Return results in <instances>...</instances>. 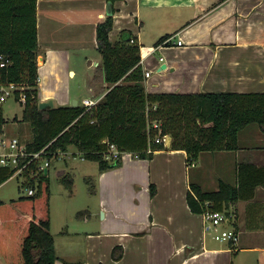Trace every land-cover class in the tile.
Segmentation results:
<instances>
[{
	"label": "crops",
	"instance_id": "1",
	"mask_svg": "<svg viewBox=\"0 0 264 264\" xmlns=\"http://www.w3.org/2000/svg\"><path fill=\"white\" fill-rule=\"evenodd\" d=\"M109 3L113 17L110 38L118 40L125 30L139 45L142 71H150L143 82L147 92L264 91V0H38V51L44 49L37 64L40 101L52 99L54 107L71 106L73 97L68 91L49 90L67 72L75 73L67 66V56L56 52L58 46L53 47L49 40L62 39L61 33L74 21L73 26L81 24L88 29L96 49L95 27L107 18ZM57 4L65 6V11L61 19L58 13L52 15L55 24L47 37L43 14L57 12ZM61 21L68 22L63 26ZM144 31L156 41L152 46L141 42ZM156 33L169 37L160 43L165 35L157 38ZM179 39L182 45H175ZM146 47L151 49L148 53L143 52ZM100 63L98 59L88 65L99 70L88 77L87 84L90 98L98 101L108 91ZM162 65L164 69H160ZM4 125L0 138H10L13 134ZM237 142V150L201 153L192 164L186 162L185 151L164 142V149L154 150L150 159L125 154L121 166L97 171L87 182L101 218L89 224L94 220L85 214L84 225L78 223L55 235L50 226L55 264H233L234 255L244 252L253 253L256 264H264V187H256L252 198L224 208L232 217L221 225L222 231L229 226L238 240L218 245L209 239V235L213 239L214 227L205 223L201 214L192 213L185 198L190 182L198 183L204 191L217 190L219 180L237 184L239 164L264 166V133L257 125L241 129ZM198 163L199 171L195 169ZM225 175H231L234 183ZM151 184L155 186L153 196ZM116 245L123 250L120 259L116 258L121 249L116 250L115 258L111 255ZM0 264H5L1 256Z\"/></svg>",
	"mask_w": 264,
	"mask_h": 264
},
{
	"label": "trees",
	"instance_id": "2",
	"mask_svg": "<svg viewBox=\"0 0 264 264\" xmlns=\"http://www.w3.org/2000/svg\"><path fill=\"white\" fill-rule=\"evenodd\" d=\"M116 2L120 0H106ZM38 0H0V86H22L14 91L19 100L25 94L22 121L32 129L25 143L29 152L46 147L48 158L58 157L70 147L85 159L96 162L99 172L121 166V159H106L110 145L139 159H150L154 150L164 149L154 137L171 136V148L183 150L186 162L194 163L201 153L237 150L241 129L255 124L264 133V91L251 93H151L144 87L139 45L130 42L129 31L111 40L112 15L95 27L96 49L101 56L100 70L107 93L87 110L77 104L38 109ZM168 35L161 37L163 42ZM147 48L143 52L147 53ZM1 63V59H0ZM160 126L158 132L153 126ZM6 120L0 109V137ZM13 175L0 168V185ZM24 179L22 186L33 187V195L17 200H0V256L5 264H55L54 238L49 232V183L46 174ZM237 184L219 180L217 190L204 191L190 182L186 193L194 214L206 210L221 212L229 204L250 199L256 187H264V166L239 164ZM155 186L151 184L150 195ZM116 245L111 252L115 258ZM121 249L116 259L122 257ZM65 264H72L65 261Z\"/></svg>",
	"mask_w": 264,
	"mask_h": 264
},
{
	"label": "rangeland",
	"instance_id": "3",
	"mask_svg": "<svg viewBox=\"0 0 264 264\" xmlns=\"http://www.w3.org/2000/svg\"><path fill=\"white\" fill-rule=\"evenodd\" d=\"M56 6H59L56 10L57 12L53 13L51 10L49 13L43 14V16L47 18L51 17L49 20L47 18L43 20V26H45L43 27V32L47 37H49L48 32L52 29V25L55 24L52 15L57 16L58 13L60 18L63 11H65V6L62 4H57ZM66 22L68 21H61L63 26H65ZM73 24L76 23L73 21L71 26L67 27L68 30L61 33L62 39L57 36L58 39L54 40L56 37H53V33H51L53 39H50L49 42L53 44V47L58 46L55 48L56 52L67 56V66L76 74H72L70 71L67 72L68 74L57 82L58 85L56 87H50L49 90L53 92H57L58 90L63 93L68 91L73 97V100L77 99L80 103L83 98H90L87 85L88 77L90 76L89 78H91L93 72H99L98 68L91 70L88 68V65L91 64L92 61L100 60L101 58L100 54L95 49L93 36L87 33L88 29L84 30L80 27L83 26L81 24L80 26H73ZM149 34L150 32L148 31L141 33L140 40L145 46H152L156 42L152 37L150 38L148 36ZM156 34L157 38L165 35L161 33ZM41 41L44 42L43 40ZM42 50L44 49L38 51L37 64L42 61V59H39V56L43 54ZM173 55H175V53H173ZM177 55L180 56V54ZM159 57V53H157L156 58ZM21 88L23 89L21 85L18 86V90ZM96 90L97 89H93V91ZM23 107L22 101L17 100L15 96L7 97L6 100L2 101L0 104V109L6 120L4 125L6 131L13 134L11 137H17L20 142L25 144L31 140L33 132L28 123L22 121ZM48 162L50 166L48 167V173L46 175L49 183L48 202L51 233L55 235L57 232H60L61 229H73V226H76L78 223L84 225V220H86L84 219L85 214H88L91 219L94 220L89 224L99 221L101 218L100 212L102 211L99 210L98 212V201L91 194V184L87 182L89 178H95L97 171L99 172L98 164L85 159L83 155L73 147H70L67 151L60 152L58 157L49 158ZM200 167L201 165L198 163L195 169L199 171ZM60 171H64L65 174H60ZM182 177L183 175H181V178ZM226 178L234 183L231 175H227ZM23 181V177L18 175H12L9 179L4 181V183L0 185V200L5 202L17 200L19 197L26 196L27 189L26 186H22ZM207 181V184L210 185L212 179L208 177ZM209 188L211 189V186L206 187V189ZM228 210L232 211L231 209ZM207 223L211 224L209 221H207ZM221 225H217L218 233L225 229ZM228 229H230V227L226 226V230ZM215 233L216 232H212L213 239L212 235H209V239L211 238V241L217 245L220 242L223 243V241L215 239ZM59 252H61L60 249ZM233 260V264H256V258L253 253L244 252L234 255Z\"/></svg>",
	"mask_w": 264,
	"mask_h": 264
},
{
	"label": "built area",
	"instance_id": "4",
	"mask_svg": "<svg viewBox=\"0 0 264 264\" xmlns=\"http://www.w3.org/2000/svg\"><path fill=\"white\" fill-rule=\"evenodd\" d=\"M130 42L134 43L135 40L132 38ZM175 45H182V41L179 39L175 42ZM148 53V52H147ZM1 63L0 67L4 66L6 61L0 57ZM141 61V60H140ZM160 61L162 59L160 58ZM150 75V71L144 73V78L147 79ZM144 79V80H145ZM18 90V86L15 84L1 85L0 86V103L6 100L9 96H15L14 91ZM19 101L22 103L25 102V94L20 93ZM98 102V99L95 98H83L80 102V105L84 106L87 110H90ZM152 126L160 132V126L157 122L153 121ZM167 136H159L158 134L154 137L155 143H164ZM125 154L118 150L116 145H110L108 151L106 152V159L118 158L122 159ZM131 155V154H130ZM46 147L40 149L37 152L27 151L25 144L20 142L17 137L10 138H0V168L8 167L13 171V175H18L23 177V179L29 177H36L37 175L45 174V170L48 172L49 162ZM27 195H33L35 189L33 187H27ZM205 223L207 221L211 222L214 227L215 239L219 241L231 240L236 242L238 240V235L233 230H225L218 233L217 225L229 222L232 215L225 211L214 212L206 210L201 214ZM210 224V223H209ZM210 224V226H211Z\"/></svg>",
	"mask_w": 264,
	"mask_h": 264
},
{
	"label": "water",
	"instance_id": "5",
	"mask_svg": "<svg viewBox=\"0 0 264 264\" xmlns=\"http://www.w3.org/2000/svg\"><path fill=\"white\" fill-rule=\"evenodd\" d=\"M110 6H111V3L108 4L107 6V16H110L111 15V9H110ZM164 65L161 66L160 69H164ZM75 105H77V100H73L71 106L75 107ZM45 108H54V103H53V100L52 99H48L46 101H39V104H38V109H45ZM171 142V136L168 135L166 138H165V144L168 145H171L169 144ZM45 174H47V171L45 170Z\"/></svg>",
	"mask_w": 264,
	"mask_h": 264
}]
</instances>
